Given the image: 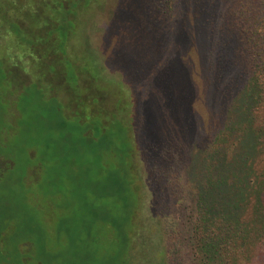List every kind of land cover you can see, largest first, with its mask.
<instances>
[{
    "label": "trees",
    "instance_id": "1",
    "mask_svg": "<svg viewBox=\"0 0 264 264\" xmlns=\"http://www.w3.org/2000/svg\"><path fill=\"white\" fill-rule=\"evenodd\" d=\"M113 3L0 0V123L20 119L28 102L46 100L62 138L63 129H72L98 152L113 142L126 146L127 152L116 151L127 155L121 159L127 178L111 174L110 196L137 180L149 212L144 227L154 230L149 244L169 264H264V0H143L137 12ZM110 7L115 16L106 21L108 31L95 32L96 43L93 21ZM179 14L193 26L178 22ZM150 22H175V36L182 27L191 35L198 28L204 48L206 99L223 119L193 172L184 140L201 130L196 90L187 87L178 61L171 60L179 69L169 68V76L154 68L158 35ZM117 51L124 54L116 57ZM140 78L146 94L133 89ZM145 101L155 113L152 127ZM231 140L239 142L236 152L227 150ZM5 210L0 207V264H26L32 245L9 240L12 217Z\"/></svg>",
    "mask_w": 264,
    "mask_h": 264
},
{
    "label": "rangeland",
    "instance_id": "2",
    "mask_svg": "<svg viewBox=\"0 0 264 264\" xmlns=\"http://www.w3.org/2000/svg\"><path fill=\"white\" fill-rule=\"evenodd\" d=\"M139 2L142 4L143 0H114L113 7L116 5L117 10L127 7L137 12ZM114 9L110 7L93 21L92 39L96 43L99 39L95 32L109 30L106 21L115 16ZM188 19L179 14L178 22L188 24ZM159 23H147L158 35L154 68H158L163 77L169 76L170 69L178 68L171 60L178 61L185 66L186 81L190 78L187 87L196 90L192 92L197 98L193 107L201 116L197 119L200 137L184 140L189 157L187 170L193 172L202 153L207 151L205 146L208 139L211 140L208 136L218 132L223 118L211 98L206 99L208 81L200 69L204 48L198 28L191 35L189 28L182 27L179 30L182 35L175 36V22ZM126 43L129 45L128 39ZM109 44L103 37L101 46L106 49ZM178 44L181 47L176 53L175 45ZM123 54L117 51L116 57ZM145 84L146 79L140 78L138 85L133 86L134 91L138 89L143 94L148 88ZM45 102L30 101L20 119L12 117L0 123V169H7L0 176V207H5V213L12 217L9 236L14 238L9 240L15 244L25 243L26 248L32 245L26 255V264H169L165 258L162 260L159 251L153 252L149 244L154 230L144 227L149 212L140 200L137 180L131 178V183L128 180L118 195L110 196L113 193L111 174L118 170L127 178V164L121 160L124 157L126 160L127 155L118 154L122 150L127 152V147L113 142L104 152H98L83 145L72 129L70 132L63 129L65 137L62 138L59 130L53 127L55 120L49 116ZM143 106L152 127L154 110L146 101ZM3 127H6L4 132ZM238 147V141L231 140L227 144L229 152H236ZM30 149L35 151L33 155ZM156 206L158 214L163 206L160 202ZM128 216L130 220L136 217L134 223H128Z\"/></svg>",
    "mask_w": 264,
    "mask_h": 264
}]
</instances>
